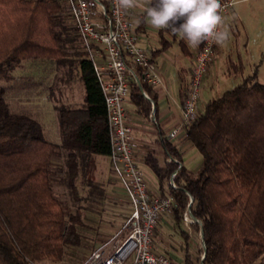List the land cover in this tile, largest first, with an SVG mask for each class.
I'll return each instance as SVG.
<instances>
[{
	"label": "trees",
	"instance_id": "16d2710c",
	"mask_svg": "<svg viewBox=\"0 0 264 264\" xmlns=\"http://www.w3.org/2000/svg\"><path fill=\"white\" fill-rule=\"evenodd\" d=\"M62 9L59 0H0L1 76H12L23 59L67 57V42L78 30L61 26ZM60 28L70 35L65 37ZM168 46L165 41L161 51ZM80 73L85 103L56 108L59 144L46 139L38 120L12 112L0 87V264L63 260L66 247L79 243L80 203L105 196L95 178V156L111 154L105 96L88 57H81ZM129 100L139 116L153 120L157 98L151 86L133 82ZM186 139L202 156L197 173L180 165V150L163 136L165 163L153 152L147 155L162 195L168 184L177 201L178 223L187 208L197 220L192 227L202 236L201 264H255L264 255V84L256 71L210 99L187 128ZM60 151L63 180L78 204L69 220L53 186L52 168ZM173 174L176 188L169 183ZM82 187L88 196L81 195ZM185 264H192L190 256Z\"/></svg>",
	"mask_w": 264,
	"mask_h": 264
},
{
	"label": "built area",
	"instance_id": "2783aa9c",
	"mask_svg": "<svg viewBox=\"0 0 264 264\" xmlns=\"http://www.w3.org/2000/svg\"><path fill=\"white\" fill-rule=\"evenodd\" d=\"M237 2L220 0L222 30ZM66 3L103 89L111 131V170L130 204V214L114 244L110 249L108 244L102 245L85 264H185L153 250L156 229L162 217L175 210L177 201L171 194L150 193L135 156L133 128L125 106L133 82L140 87L143 84L158 87L162 85V76L148 52L139 46L136 24L129 10L119 9L116 0H66ZM217 47L206 42L196 52L182 123L169 133L170 141L178 140L183 132L186 137L187 128L196 122L202 84L215 62ZM143 94L151 100L148 93ZM174 177L175 174L169 183L176 188ZM123 231H126L124 239L118 240Z\"/></svg>",
	"mask_w": 264,
	"mask_h": 264
},
{
	"label": "rangeland",
	"instance_id": "374dc122",
	"mask_svg": "<svg viewBox=\"0 0 264 264\" xmlns=\"http://www.w3.org/2000/svg\"><path fill=\"white\" fill-rule=\"evenodd\" d=\"M245 5L248 6L243 15L246 23H248L246 27L251 32V55L256 59L255 64L258 69L259 81L264 84V0H253ZM67 20L70 24L73 21L71 17H68ZM234 28L236 30L232 31L231 34L227 30L229 38L227 40L228 44L226 45L227 57L225 60L227 59L229 63L234 61L238 64L237 56L239 52L237 48L242 45L245 39L241 36V30H243L242 25L235 23ZM60 30L65 37L70 35V32L65 28H60ZM221 47L222 45L217 50L219 54ZM66 51L67 57L62 61L52 59H23L11 71L12 76L6 77L0 75V87L5 90V98L9 103L10 110L14 113L29 115L38 120L42 125L46 139L55 144L60 139L59 123L55 108L60 106H78L79 104H71L70 98L73 94L76 97V101L80 103H85L86 97V90L80 73V59L82 56L87 58L88 55L77 31L69 38ZM192 60L193 58L187 62H191L192 64ZM239 73L238 70L229 67L221 77L219 75L215 88L219 87L221 81L225 79L227 83L220 85L216 97H220L225 91L238 86L239 83H243L241 78L236 79L239 78L237 77ZM161 76L162 85L168 83V76L165 73H161ZM208 83H210V80L206 81V85ZM25 99H30L35 106L36 103L41 104L40 108H36L31 103L30 105H25ZM148 136L150 143L144 144L143 147L146 149L155 148L153 146L154 135ZM190 147L191 145L188 143V140L185 139L179 149L185 151ZM145 148H143V151L147 152ZM194 150L198 156L193 162V166L189 167L194 170L195 165L197 166L196 171H198L202 164V156L195 148ZM95 159L97 160L95 178L104 188L105 196L104 198H99V195H97L94 199H89L88 201L82 200L80 203L83 210L81 223L77 227L80 235L79 243H73L67 246L64 258L61 261H42L36 264H85L91 254L102 245L108 244L107 248L110 249L116 240L115 236L122 230L130 214L129 201L123 187L113 175L111 168H108V157L95 156ZM63 165L64 157L62 151H60L55 157L52 168L53 186L57 196L63 201L66 207L67 219L69 220L70 215L75 214L78 204L71 197L69 189L63 180ZM149 190L154 195L150 188ZM87 194V190L82 187L81 195L86 197L88 196ZM187 212L191 214L187 208L184 212V217ZM125 232H122L118 240L124 239ZM200 242L201 247H199L196 256L193 258L192 264H201L200 259L203 243L202 241ZM240 251L241 247L237 245L236 253H240ZM255 264H264V255Z\"/></svg>",
	"mask_w": 264,
	"mask_h": 264
},
{
	"label": "crops",
	"instance_id": "0c3cea01",
	"mask_svg": "<svg viewBox=\"0 0 264 264\" xmlns=\"http://www.w3.org/2000/svg\"><path fill=\"white\" fill-rule=\"evenodd\" d=\"M59 1L63 5V9L59 13L61 26L66 27L67 29L68 27H76L66 0ZM252 1L253 0H238V3L234 7L231 15L226 19V27L224 26V30H228L231 34L232 31L236 30L234 28V24H240L243 27V30H241V36H243L245 40L242 45L237 48L239 52L237 56L238 64L234 61L229 63L227 59L225 60L227 57V41L222 45L220 54L217 51L220 46L218 45L215 62L207 72L202 84V98L199 103V113L204 111L205 105L210 99L217 98L216 94L219 92L220 85L227 83V80L225 79L221 81L219 87L215 88L217 78L219 75L221 77L229 67L240 72L237 76L239 78L236 79L241 78V81L244 82L246 78L251 76L256 71L259 81L258 69L255 64L256 59L251 55V32L250 29L246 27V24L248 23H246L243 15L248 6H244V4ZM129 12L136 24V34L139 46L148 52L160 74L165 73V75L169 78L168 83L165 85L152 87L153 93L157 98V106L155 107L156 109L154 108L156 114L154 115L152 121H148L139 116L129 98L125 102L129 122L133 128L135 156L140 167L145 173L146 180L152 193H154V195H162L159 180L152 169L146 164V158L149 152H153L155 158L159 160L162 165L167 160L166 154L160 145V141L162 136L164 138H168L169 133L182 123V111L185 98L188 94L193 66V62L191 64V62L187 61H191L192 58V61H194L195 54L201 45L198 48L189 47L184 40L179 38V36L173 37L170 36L167 30H157L153 28L148 23L146 13L143 8L129 9ZM68 17H71L73 20L71 24L67 20ZM177 23L179 26L180 23H183V20L178 21ZM165 41L168 42L169 46L166 50L161 51ZM218 55L220 56L217 57ZM187 58H189V60H187ZM207 80H210L208 85H206ZM70 101L72 105L79 104L76 107H80L84 104L76 101L74 94L71 95ZM24 103L25 105H30L31 103V105L35 106V104H32L30 99H25ZM40 106L41 104L36 103L35 107L40 108ZM148 135H154L153 146H155V148L153 146V148L148 149L143 147L144 144L150 143L148 141L150 139ZM185 139V133L183 132L178 140H168L179 149ZM59 143L60 139L58 140V144ZM188 143L191 145L189 149L185 151H181L179 149L181 152L183 166L187 170L197 173V166L194 165V170H192L189 166H193V162L197 158L198 154L195 152L192 144L189 141ZM143 148H145L147 152H144ZM108 168H111L110 159ZM165 189L166 194H169L168 184H165ZM189 215L192 216L189 212H187L184 219L180 223L177 222L174 211L172 213L165 214L162 217L157 227L158 230L153 242V250L155 253L169 256L179 262L184 261L183 263L186 262V258L188 256H190L191 260H193L199 247H201L200 241H202V236L201 233L195 231L192 227L193 221L189 218Z\"/></svg>",
	"mask_w": 264,
	"mask_h": 264
},
{
	"label": "clouds",
	"instance_id": "9594fccd",
	"mask_svg": "<svg viewBox=\"0 0 264 264\" xmlns=\"http://www.w3.org/2000/svg\"><path fill=\"white\" fill-rule=\"evenodd\" d=\"M119 9L143 8L148 23L157 30L179 36L189 47L202 43L223 45L229 38L222 30L220 0H116ZM183 20L177 27L178 21Z\"/></svg>",
	"mask_w": 264,
	"mask_h": 264
},
{
	"label": "water",
	"instance_id": "95a60500",
	"mask_svg": "<svg viewBox=\"0 0 264 264\" xmlns=\"http://www.w3.org/2000/svg\"><path fill=\"white\" fill-rule=\"evenodd\" d=\"M192 215V214H191ZM193 217V216H192ZM194 218V217H193ZM195 219V218H194ZM196 220V219H195ZM197 221V220H196Z\"/></svg>",
	"mask_w": 264,
	"mask_h": 264
},
{
	"label": "bare ground",
	"instance_id": "6f19581e",
	"mask_svg": "<svg viewBox=\"0 0 264 264\" xmlns=\"http://www.w3.org/2000/svg\"><path fill=\"white\" fill-rule=\"evenodd\" d=\"M190 218V217H189Z\"/></svg>",
	"mask_w": 264,
	"mask_h": 264
}]
</instances>
